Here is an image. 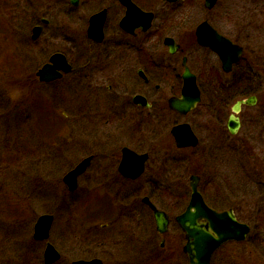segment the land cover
Masks as SVG:
<instances>
[{
  "label": "flooded vegetation",
  "instance_id": "obj_1",
  "mask_svg": "<svg viewBox=\"0 0 264 264\" xmlns=\"http://www.w3.org/2000/svg\"><path fill=\"white\" fill-rule=\"evenodd\" d=\"M192 1L131 0L137 11H130L123 0H0V10L19 15V24L14 26L4 19L9 14L0 19L6 31L1 37L2 55L8 53L11 30L21 43H41L42 48L57 42L63 33L72 44H89L82 63L67 57L71 69L55 79L42 80L38 71L56 52L34 75L28 77L24 67L18 77L1 76L5 94L14 81L16 89H43L48 99L46 89H56L60 83L58 91L66 85L69 101L59 114L61 130L55 129L52 143L43 146L62 151L55 160L64 166L60 177L51 181V213H44L52 216L49 236L34 237L39 215L31 238L36 246L20 249V259L12 260L9 243L4 242H8L10 227L6 224L12 218L0 215V264H154L153 235L140 241L143 219L137 207L141 204L150 211L159 236L169 233L172 213L158 207L168 217L167 230L161 233L146 199L155 204L150 170H164L170 163L190 174L188 203L195 176L198 191L214 211L235 215L240 223L244 222L238 215H264V0ZM91 26L95 29L90 30ZM36 28L39 34L34 37ZM199 31L211 35L214 48L200 43ZM96 34L101 35L100 41ZM169 40L175 48L172 52ZM154 41L162 42L163 53L154 49ZM42 48L37 55H42ZM237 56L227 69L222 59ZM187 69L195 77L200 99L194 108L181 113L171 107L170 99L184 97ZM76 87L83 90L84 103L75 102ZM77 113L101 130L96 132L99 137L87 133L81 146L78 139L75 144L70 130ZM171 116L175 123L169 131H158L169 124ZM181 124L190 126L196 145L176 144L172 128ZM61 144L66 149L60 150ZM75 146L84 153L76 162L70 157ZM135 154L146 156L140 174ZM86 159L77 187L71 189L66 175ZM183 191L178 198L174 195L178 202H184ZM81 204L84 212L79 216ZM187 206L175 216L177 226V217ZM179 228L185 240L181 249L187 257L186 233ZM249 234L242 241L221 244L210 254V264L225 244L244 242ZM167 236L162 237L161 247L171 238ZM48 244L53 247L49 263L45 257ZM30 250L36 252V262Z\"/></svg>",
  "mask_w": 264,
  "mask_h": 264
},
{
  "label": "rangeland",
  "instance_id": "obj_2",
  "mask_svg": "<svg viewBox=\"0 0 264 264\" xmlns=\"http://www.w3.org/2000/svg\"><path fill=\"white\" fill-rule=\"evenodd\" d=\"M192 2L203 4L204 0H193ZM3 14L10 15V18L4 19H9L12 26L15 23L19 24L17 12L12 10L8 13V11L0 10V19L3 18ZM3 29L2 22H0V43L3 41L1 37L6 32ZM15 34L17 35L16 31ZM66 34L63 33L53 44H43L45 47L42 48L41 43L37 45L27 40L21 43L19 39H15L16 36L11 30L12 42L10 41V47L5 49L8 53L2 55L0 51V80L4 74L18 77L19 69L24 67L28 77L31 73L34 75L35 69L54 52L64 53L69 60L77 58L78 65H80L83 54L89 51V44L81 41L72 44L65 37ZM153 43L154 49L158 53H163L162 42L154 41ZM105 46L106 44L97 50H103ZM40 48L43 53L37 55ZM10 83V89L6 87L8 93L5 94L2 89L4 85L0 82V215H9L8 217L12 218L11 221L9 220V226L6 224L8 228L10 227V236L8 242H4L9 243L7 250H10V257L17 261L20 259L18 257L20 249L29 248L32 244L36 246L34 242H31L36 218L43 213H51V181L60 177L64 166L62 162L55 160L57 154L59 152L61 154L62 151H57V148L54 147L43 146L51 144L53 132L56 131L55 129L61 130L60 128L63 126L59 114H62V110H64L62 106H68L69 91L63 82L65 87L64 89L60 87V91H62L60 93L58 91L60 83H58L56 89H54L55 86L46 89V93L49 94L47 99L44 97L43 89L32 87L21 89L19 86L16 89L14 81ZM74 94L75 102L84 103V100L87 99L81 87H76ZM57 106H60L58 109L60 113L56 109ZM89 112L91 113L93 110L90 109ZM75 119L74 127L70 129L74 132L75 144L80 141L81 146L83 139H88L87 133L89 132L95 137H99L96 132H101V130L88 123L87 118H82L81 113H77ZM174 123L175 118L171 116L169 124L163 130L161 126L158 127V131H169ZM64 130L66 131V128ZM255 131L257 130L255 129ZM251 141L254 142V140ZM63 147L66 149L62 144L58 148L61 150ZM78 147L75 146V150L70 156L74 162L78 158L82 159L84 155ZM187 164L191 165L192 159L189 158ZM170 166L164 167V170L152 168L148 177L152 175L156 186L152 200L157 207L167 209L172 213L168 236L164 235L171 238L164 247L160 246L164 236L158 235L154 221L150 219V211L141 204L137 207L138 215H141L140 218L143 219L140 221L139 238L140 241H144L150 234L153 235L154 264H188V257L181 249L185 240L181 238L183 233L175 222V216L188 203L190 174L183 167H174L173 163H170ZM158 180L163 183H159ZM158 190L161 192L158 193ZM180 191L186 195L182 196L184 202H178L177 195ZM83 212L84 205L81 204L78 215H82ZM238 217L244 223L250 224L251 231L247 240L225 244L214 254L212 264H264V215H238ZM31 250L30 252L34 254L31 259L36 262L37 254Z\"/></svg>",
  "mask_w": 264,
  "mask_h": 264
},
{
  "label": "water",
  "instance_id": "obj_3",
  "mask_svg": "<svg viewBox=\"0 0 264 264\" xmlns=\"http://www.w3.org/2000/svg\"><path fill=\"white\" fill-rule=\"evenodd\" d=\"M123 1L126 5H128L130 11H137V7L131 3V0ZM37 29L38 28L35 29L34 37L39 34ZM91 29L95 28L91 26L90 30ZM97 32H101V26L97 27ZM98 34H96L95 38L100 41L101 35ZM198 38L200 43L214 48V43L210 40L212 38L210 34L206 35L202 31H199ZM171 41L172 40H169L168 42L171 45L170 51L172 52L175 48ZM50 58V62L38 71V75L41 77L40 79L52 80L61 76L63 72H68L71 69V65L63 53H55ZM236 58H238V56L231 59H222L227 69L231 67L233 62L237 61ZM184 78L186 80V87L183 90L184 97L182 100L179 98L170 99L171 107L181 113L188 112L190 109L194 108L200 99L199 90L196 86V82H194L195 77L188 69L185 71ZM234 109L236 111L239 109V103L234 107ZM172 134L176 139V144L180 147L189 144L196 145L197 138L188 124L174 126L172 128ZM135 156L139 158L140 170L138 174H140L143 170L142 168L144 166L146 156L136 154ZM87 164L88 159L83 160L76 168L72 169V171L66 175L65 181L68 182L71 189H75L77 187L76 179L82 171L85 170L84 168H86ZM196 183V177L192 176L190 184L192 188L191 199L189 204H187L188 207L186 211L181 215H178L177 221L180 224L179 226H181L186 233L187 243L184 249L189 255V264H210V254H212L215 249L228 240H244L246 235L250 232V227L248 224L240 223L236 219L235 215H229V213H218L209 208L198 191ZM146 201L148 202L149 207H151L154 211L157 229L161 233L165 232L168 226V217H166V213L158 209L148 199H146ZM35 223L34 237L40 240L48 238V232H50L52 224V216L50 214H43ZM52 252L53 247L51 244H48L45 252L46 261L48 263L51 262L53 258L51 257Z\"/></svg>",
  "mask_w": 264,
  "mask_h": 264
}]
</instances>
